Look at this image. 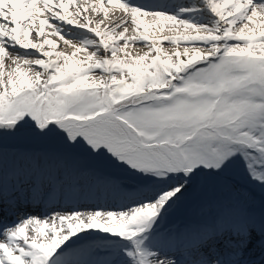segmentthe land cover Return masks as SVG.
<instances>
[{
    "label": "snow or ice",
    "instance_id": "obj_1",
    "mask_svg": "<svg viewBox=\"0 0 264 264\" xmlns=\"http://www.w3.org/2000/svg\"><path fill=\"white\" fill-rule=\"evenodd\" d=\"M0 264H264V0H0Z\"/></svg>",
    "mask_w": 264,
    "mask_h": 264
},
{
    "label": "bare ground",
    "instance_id": "obj_2",
    "mask_svg": "<svg viewBox=\"0 0 264 264\" xmlns=\"http://www.w3.org/2000/svg\"><path fill=\"white\" fill-rule=\"evenodd\" d=\"M102 16V13L100 14ZM93 19H98L99 17L96 16V14H92ZM114 22H118L117 18L115 16H112L110 19L105 20V24H113ZM53 39L55 37H52ZM167 45V42H164ZM142 47L141 45H137L136 47ZM172 46V45H171ZM134 48V51H138V52H143L144 50H140L139 48ZM147 50V49H146ZM121 201L118 200V196L114 193H107V192H101L99 194L93 193L90 197L85 198V199H81L79 201H73V202H64V203H71L74 207H78V208H91L92 206H95L97 204L103 205V204H118ZM41 208H43L44 210H42L41 212H38ZM30 214L33 215H42L45 213L46 209L44 206H40L38 208L35 209H30Z\"/></svg>",
    "mask_w": 264,
    "mask_h": 264
},
{
    "label": "rangeland",
    "instance_id": "obj_3",
    "mask_svg": "<svg viewBox=\"0 0 264 264\" xmlns=\"http://www.w3.org/2000/svg\"><path fill=\"white\" fill-rule=\"evenodd\" d=\"M55 39V38H54ZM163 47L165 48V49H171V45H167V44H163ZM136 48H139L140 50H144V51H146V48H144V47H136ZM182 206V205H181ZM186 206V208H185V210L189 213V214H191V215H193V216H195V215H197L198 213H200V212H202V211H205L207 208H209V207H211V205L209 204L207 207H205V208H202L199 204H196V203H188V201H185L184 203H183V206H182V208L183 207H185ZM177 209V208H176ZM182 210V209H181ZM174 212H176V211H174ZM173 212V213H174ZM172 213V214H173ZM171 214V215H172Z\"/></svg>",
    "mask_w": 264,
    "mask_h": 264
}]
</instances>
